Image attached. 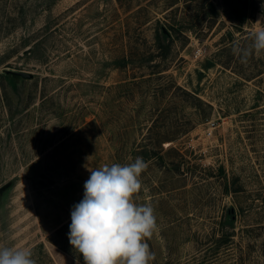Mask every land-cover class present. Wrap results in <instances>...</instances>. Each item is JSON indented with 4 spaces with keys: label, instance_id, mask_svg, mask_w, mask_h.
<instances>
[{
    "label": "rangeland",
    "instance_id": "374dc122",
    "mask_svg": "<svg viewBox=\"0 0 264 264\" xmlns=\"http://www.w3.org/2000/svg\"><path fill=\"white\" fill-rule=\"evenodd\" d=\"M237 4L0 0V247L84 264L90 171L153 148L150 264H264V0Z\"/></svg>",
    "mask_w": 264,
    "mask_h": 264
},
{
    "label": "clouds",
    "instance_id": "9594fccd",
    "mask_svg": "<svg viewBox=\"0 0 264 264\" xmlns=\"http://www.w3.org/2000/svg\"><path fill=\"white\" fill-rule=\"evenodd\" d=\"M251 49L264 52V28L253 33ZM147 167L144 158L137 156L134 162L90 171L83 198L71 210L68 233L70 245L82 254L84 264H150L155 259L147 243L158 229L155 210L151 204L134 202ZM0 264L35 261L27 248L0 247Z\"/></svg>",
    "mask_w": 264,
    "mask_h": 264
},
{
    "label": "trees",
    "instance_id": "16d2710c",
    "mask_svg": "<svg viewBox=\"0 0 264 264\" xmlns=\"http://www.w3.org/2000/svg\"><path fill=\"white\" fill-rule=\"evenodd\" d=\"M227 1L234 7L235 11L238 13L239 10H238L237 0H227ZM163 38H166V36L164 34L159 33L157 35V39L159 40L161 45L163 44V42H162ZM160 43H159V45H160ZM186 93L189 94V92H186ZM191 96L193 97V99L195 101H197V103L202 102V100L198 96H196V95H191ZM142 153H143L144 160L157 154L156 150H154L153 148H151V149L144 148V150H142Z\"/></svg>",
    "mask_w": 264,
    "mask_h": 264
},
{
    "label": "water",
    "instance_id": "95a60500",
    "mask_svg": "<svg viewBox=\"0 0 264 264\" xmlns=\"http://www.w3.org/2000/svg\"><path fill=\"white\" fill-rule=\"evenodd\" d=\"M6 71H10V69L9 70H6ZM15 72V71H14ZM26 76V75H25Z\"/></svg>",
    "mask_w": 264,
    "mask_h": 264
}]
</instances>
